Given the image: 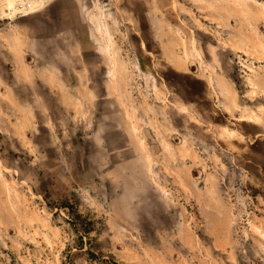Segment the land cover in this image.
Instances as JSON below:
<instances>
[{
    "label": "rangeland",
    "instance_id": "374dc122",
    "mask_svg": "<svg viewBox=\"0 0 264 264\" xmlns=\"http://www.w3.org/2000/svg\"><path fill=\"white\" fill-rule=\"evenodd\" d=\"M0 264H264V0H0Z\"/></svg>",
    "mask_w": 264,
    "mask_h": 264
},
{
    "label": "bare ground",
    "instance_id": "6f19581e",
    "mask_svg": "<svg viewBox=\"0 0 264 264\" xmlns=\"http://www.w3.org/2000/svg\"><path fill=\"white\" fill-rule=\"evenodd\" d=\"M98 27H99V26H98ZM93 28H94V27H93ZM97 29H98V28H97ZM100 30H101V29H100ZM100 30H99V31H100ZM94 32H95V30H94ZM102 35H103V34H102ZM102 35H101V36H102ZM106 40H107V39H106ZM96 41H97V40H96ZM102 43H103V41H102ZM105 44H106V43H105ZM103 47H104V46H103ZM107 50H108V47H107ZM112 51H114L113 48H112ZM111 53H112V52H111ZM108 55H109V54H108ZM111 56H112V54H111ZM108 57H109V56H108ZM112 57H113V56H112ZM111 60H112V59H111Z\"/></svg>",
    "mask_w": 264,
    "mask_h": 264
},
{
    "label": "crops",
    "instance_id": "0c3cea01",
    "mask_svg": "<svg viewBox=\"0 0 264 264\" xmlns=\"http://www.w3.org/2000/svg\"><path fill=\"white\" fill-rule=\"evenodd\" d=\"M72 34H73V35L76 34V30H75V29H73Z\"/></svg>",
    "mask_w": 264,
    "mask_h": 264
},
{
    "label": "built area",
    "instance_id": "2783aa9c",
    "mask_svg": "<svg viewBox=\"0 0 264 264\" xmlns=\"http://www.w3.org/2000/svg\"><path fill=\"white\" fill-rule=\"evenodd\" d=\"M22 8H23V6H19V9H20V10H21ZM20 10H19V11H20Z\"/></svg>",
    "mask_w": 264,
    "mask_h": 264
},
{
    "label": "flooded vegetation",
    "instance_id": "af4514ba",
    "mask_svg": "<svg viewBox=\"0 0 264 264\" xmlns=\"http://www.w3.org/2000/svg\"><path fill=\"white\" fill-rule=\"evenodd\" d=\"M79 48H80V50L82 51V47H81V46H79Z\"/></svg>",
    "mask_w": 264,
    "mask_h": 264
}]
</instances>
